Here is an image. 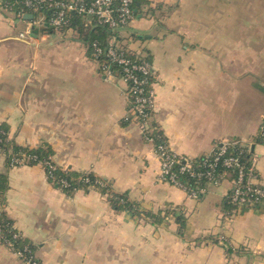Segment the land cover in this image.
<instances>
[{
  "label": "crops",
  "instance_id": "1",
  "mask_svg": "<svg viewBox=\"0 0 264 264\" xmlns=\"http://www.w3.org/2000/svg\"><path fill=\"white\" fill-rule=\"evenodd\" d=\"M143 1L120 38L152 61L154 119L171 150L197 159L216 142L253 141L264 183V0ZM32 15L0 2V126L22 147L50 146L60 167L106 179L142 211H116L97 188L68 195L42 164L8 168L0 153L6 215L35 256L45 264H264V207L225 220L229 180L205 183L198 198L160 182L154 145L126 120V84L101 73L80 26L51 32ZM0 264H22L1 240Z\"/></svg>",
  "mask_w": 264,
  "mask_h": 264
},
{
  "label": "built area",
  "instance_id": "2",
  "mask_svg": "<svg viewBox=\"0 0 264 264\" xmlns=\"http://www.w3.org/2000/svg\"><path fill=\"white\" fill-rule=\"evenodd\" d=\"M0 2L5 10L15 13L18 17L22 18L26 13L33 14L37 20H33L32 23L48 24L57 33L69 29L70 13L82 17L85 23L93 19L96 23L107 26L114 33L108 44L103 45L100 41L93 40L91 47L105 78H119L126 84L130 103L126 120L137 121L146 140L154 145L161 164L158 180L185 190L193 198H198L202 187H189L182 180L183 176L215 186L229 180L232 187L228 200L235 208L231 212H226L225 220H230L240 207L259 205L264 207V183L260 180L252 151L255 142L249 140L216 142L210 153L197 159H190L174 153L167 137L165 138L162 130L155 125L156 72L152 61L147 53L141 49H131L120 38V33L128 31L136 18L137 0H0ZM46 13H49V17ZM28 34L29 31L20 36L25 37ZM114 66L119 68V75L113 70ZM260 136L264 137V127ZM13 164H17L15 167L28 165L25 155L14 159ZM52 169L50 166L48 178L52 176ZM62 185L66 186L67 183L62 181ZM5 209V205L1 203L2 243L18 256L22 264H45L35 256L29 246L17 247V240L24 239V236L14 225L8 230V225L2 223L1 212ZM219 242L224 244V237H221Z\"/></svg>",
  "mask_w": 264,
  "mask_h": 264
},
{
  "label": "trees",
  "instance_id": "3",
  "mask_svg": "<svg viewBox=\"0 0 264 264\" xmlns=\"http://www.w3.org/2000/svg\"><path fill=\"white\" fill-rule=\"evenodd\" d=\"M143 2V0H137L136 2V16L140 14L141 5L143 4ZM46 16L49 17V13H46ZM68 17V28L80 26L81 33L85 40L88 42L90 41L92 43L93 40H98L103 45H107L111 37L114 35V33H112L107 26L98 24L93 19H90L87 21V23H85L83 18L76 14L70 13ZM45 26V28L50 29L51 32H55L53 28L48 24H46ZM134 38L137 39L138 37L134 35ZM113 70L115 72H118V75L120 74V70L118 67L114 66ZM155 125L158 126L156 122ZM8 132L9 131L5 126H0V153L4 155L6 166L8 168L17 166V164H13V160L21 158L23 155H25V160L28 165L32 166L36 164H42L46 171V176L47 172L50 170V166H52V176L50 178L47 177L48 180L52 185L63 190L68 195H73L80 189L88 191L91 188H97L107 196L109 202L116 211H129L136 216H139V214H141L142 211L139 210V205L135 202H132L128 198L127 194L115 193L106 179L98 177L92 172L78 173L68 169H64L57 165L54 161V152L50 146L42 144L37 148L22 147L16 144V142L10 138ZM162 135L166 138L165 134H163V131ZM258 142H264V139L258 138ZM247 157L248 156H246L245 158L246 160L248 159ZM4 177V174L0 171V204L3 203L5 205V194L7 186L5 184ZM182 180L186 182L191 188H201L205 184V181L196 182V180L191 179L188 176H183ZM62 181L66 182L67 185H62ZM234 208L235 207L231 203H229V200H227L225 212H231ZM144 215L154 223L160 222L163 219L161 218V214L157 215L152 212H146L144 213ZM1 221L3 224L8 225V230L14 225L13 221L7 217L5 210L1 212ZM176 222L180 224L182 230L185 228L186 220L182 215L176 216ZM220 238V236L217 237V239L215 238L214 242L219 241ZM224 239L226 241L225 243L229 245L228 252H231L233 249L232 245L228 242V239L226 237ZM24 246H29L30 249L34 251L32 245L28 243L25 238L18 239L17 247L22 248Z\"/></svg>",
  "mask_w": 264,
  "mask_h": 264
},
{
  "label": "water",
  "instance_id": "4",
  "mask_svg": "<svg viewBox=\"0 0 264 264\" xmlns=\"http://www.w3.org/2000/svg\"><path fill=\"white\" fill-rule=\"evenodd\" d=\"M33 16V15H32Z\"/></svg>",
  "mask_w": 264,
  "mask_h": 264
}]
</instances>
